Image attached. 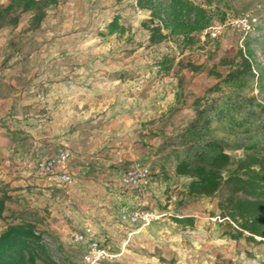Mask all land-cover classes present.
Listing matches in <instances>:
<instances>
[{
  "label": "rangeland",
  "instance_id": "obj_1",
  "mask_svg": "<svg viewBox=\"0 0 264 264\" xmlns=\"http://www.w3.org/2000/svg\"><path fill=\"white\" fill-rule=\"evenodd\" d=\"M194 1L213 13L217 37L149 44L141 27L149 13L135 0H58L37 29H29L30 13L0 29V195L10 197L0 231L36 223L60 264H85L92 238L116 255L101 264H264V243L224 233L217 196L188 195V179L169 175L180 131L195 118L203 139L219 142L234 163L264 156V0ZM245 13L256 21L241 40L231 22ZM115 15L124 31L105 34ZM165 54L171 68L158 72L154 62ZM234 70L238 80L220 81ZM155 137L161 158L136 156L148 144L142 139ZM60 147L72 153L69 184L36 165ZM133 164L147 165L158 185H122ZM135 211L157 219H122ZM181 216L193 226L172 221ZM86 230V242L76 243L72 234Z\"/></svg>",
  "mask_w": 264,
  "mask_h": 264
},
{
  "label": "trees",
  "instance_id": "obj_2",
  "mask_svg": "<svg viewBox=\"0 0 264 264\" xmlns=\"http://www.w3.org/2000/svg\"><path fill=\"white\" fill-rule=\"evenodd\" d=\"M57 2L7 0L5 5H0V29L4 25L15 27L20 13H30L29 29L35 30L44 19L46 9ZM135 4L149 13L147 20L141 23L148 33L149 44L173 38L192 42L213 21V13L194 0H135ZM119 18L113 16L105 26V34L124 31ZM242 61L249 65L245 58ZM172 62L173 57L165 54L154 63L158 72L167 73ZM240 75L239 70H234L220 81L234 82ZM179 138L180 148L174 152V174L188 179L186 194L217 196L219 217L229 229L224 233L233 240L245 238L252 243H264V156L246 155L234 163L219 142L203 139L198 118L182 128ZM233 165L234 168L227 171ZM9 199L5 193L0 195V217ZM172 221L181 227H192L194 223L191 216L172 217ZM45 235L49 232L32 221L9 223L0 231V264H60L51 256ZM57 247L61 249L60 244ZM64 263L73 264L68 260Z\"/></svg>",
  "mask_w": 264,
  "mask_h": 264
},
{
  "label": "built area",
  "instance_id": "obj_3",
  "mask_svg": "<svg viewBox=\"0 0 264 264\" xmlns=\"http://www.w3.org/2000/svg\"><path fill=\"white\" fill-rule=\"evenodd\" d=\"M256 19L250 13H245L238 19L231 22L233 30H238L242 33V39L253 30V24ZM221 26H209L201 33V37L204 38L205 33L211 37H217L220 33ZM240 47H242L240 43ZM72 158L71 151L66 147L57 148L55 153L37 162V169L44 174H53L58 172V178L61 182L69 184L72 181L71 175L66 170V165ZM150 174L149 167L147 165L133 164L129 168L125 169L120 178L122 185L131 188H139L147 181ZM122 219H127L130 223L141 222V224L148 223L153 219H157L152 213L144 211H135L128 216L123 215ZM86 236H90V230L86 232H75L72 234V238L76 243H85ZM116 257L104 247L96 238H92L86 242V250L83 254V261L85 264H101L104 261L112 260Z\"/></svg>",
  "mask_w": 264,
  "mask_h": 264
},
{
  "label": "crops",
  "instance_id": "obj_4",
  "mask_svg": "<svg viewBox=\"0 0 264 264\" xmlns=\"http://www.w3.org/2000/svg\"><path fill=\"white\" fill-rule=\"evenodd\" d=\"M47 48V47H46ZM157 139V137H155V139H154V141L152 142V141H150V140H148V141H146L145 140V138H143L142 140H143V142H146V143H148V144H146L145 146H143V143L141 144V146H143V147H141L139 150H138V153H137V155L136 156H138L139 158H145V159H149V161L151 162L152 161V159L153 158H161V154L159 153V151L157 150V149H155L154 148V146L158 143V140H156ZM53 154L51 153V154H47V157H45V158H48V157H50V156H52ZM175 164H176V161H175V163H174V165H173V168H172V170H171V172L169 173V175H170V178L171 179H174V180H181L182 179V177H180V176H176L175 174H174V166H175ZM58 172H55V174L56 175H59V174H57ZM54 174V175H55ZM56 179H58V176L56 177ZM156 179V178H155ZM177 181H174V183H173V185H172V187H176V186H180L179 185V183H177ZM153 184H155V185H158L156 182H151V181H149V179L144 183V184H142L140 187H139V190H144V189H146V188H149V187H151ZM169 185V184H172V180H169V178L168 179H166L162 184H160L159 185V188H157V189H159V190H161V191H163V187L164 186H162V185ZM134 189H136V188H134ZM138 189V188H137Z\"/></svg>",
  "mask_w": 264,
  "mask_h": 264
}]
</instances>
